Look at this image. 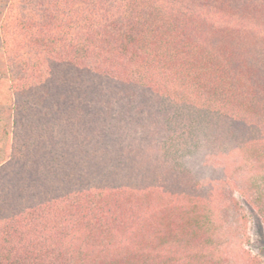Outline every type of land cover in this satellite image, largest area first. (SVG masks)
I'll return each mask as SVG.
<instances>
[{"label":"trees","instance_id":"16d2710c","mask_svg":"<svg viewBox=\"0 0 264 264\" xmlns=\"http://www.w3.org/2000/svg\"><path fill=\"white\" fill-rule=\"evenodd\" d=\"M0 264H262L264 0H0Z\"/></svg>","mask_w":264,"mask_h":264},{"label":"rangeland","instance_id":"374dc122","mask_svg":"<svg viewBox=\"0 0 264 264\" xmlns=\"http://www.w3.org/2000/svg\"><path fill=\"white\" fill-rule=\"evenodd\" d=\"M1 52V46H0ZM5 95H0V104L5 103ZM243 208L245 209L248 215V233L250 237V243L248 248L252 252V254L256 255L262 264H264V227L260 222V219L255 214V212L248 207L242 199H239Z\"/></svg>","mask_w":264,"mask_h":264}]
</instances>
